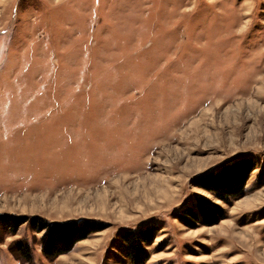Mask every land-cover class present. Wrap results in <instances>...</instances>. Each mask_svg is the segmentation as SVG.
Wrapping results in <instances>:
<instances>
[{
    "label": "rangeland",
    "instance_id": "obj_1",
    "mask_svg": "<svg viewBox=\"0 0 264 264\" xmlns=\"http://www.w3.org/2000/svg\"><path fill=\"white\" fill-rule=\"evenodd\" d=\"M242 159L240 194L200 185ZM9 216L105 228L51 259ZM149 226L145 264H264V0H0V264H135Z\"/></svg>",
    "mask_w": 264,
    "mask_h": 264
},
{
    "label": "trees",
    "instance_id": "obj_2",
    "mask_svg": "<svg viewBox=\"0 0 264 264\" xmlns=\"http://www.w3.org/2000/svg\"><path fill=\"white\" fill-rule=\"evenodd\" d=\"M255 169V163L249 159H242L231 165L224 166L217 172H209L200 177L201 186L221 200L228 201L231 196L240 194L252 171ZM191 215L197 219L203 220L206 224L212 225L222 218V209L212 200L200 196L197 204V211L188 209ZM185 223L192 224L188 219L182 218ZM39 231H43L42 246L43 253L49 258H54L61 254L71 251L74 246L82 239L87 238L91 233L103 230L105 226L92 219L81 221H48L47 219L34 216L27 218L25 216H9L6 224L11 226L13 231L29 221ZM158 228L149 226L137 230H128L122 234L127 243L130 258L135 264H145L148 257L141 258V243H152ZM24 258L30 260V249L21 247Z\"/></svg>",
    "mask_w": 264,
    "mask_h": 264
}]
</instances>
